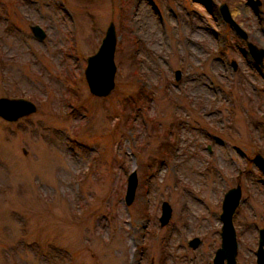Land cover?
<instances>
[{
  "label": "rangeland",
  "instance_id": "obj_1",
  "mask_svg": "<svg viewBox=\"0 0 264 264\" xmlns=\"http://www.w3.org/2000/svg\"><path fill=\"white\" fill-rule=\"evenodd\" d=\"M222 4L264 49V0H0V97L37 108L0 117V264H213L237 184L236 264H257L264 65ZM111 22L115 87L97 97L84 71Z\"/></svg>",
  "mask_w": 264,
  "mask_h": 264
},
{
  "label": "water",
  "instance_id": "obj_2",
  "mask_svg": "<svg viewBox=\"0 0 264 264\" xmlns=\"http://www.w3.org/2000/svg\"><path fill=\"white\" fill-rule=\"evenodd\" d=\"M223 19L234 31L243 39L246 46L254 59V61L263 67L264 49L256 46L248 40V35L244 29L233 19L226 4L220 7ZM30 30L35 38L42 40L45 38L44 30L38 26H30ZM117 43V33L114 23H109L106 28L104 37L97 51L87 58L85 67V80L90 93L97 97H106L115 87L116 65L114 61L115 48ZM234 70L237 67L235 61H232ZM181 76L180 70L175 71V78ZM37 110L34 102L25 98H8L0 97V117L8 122H15L20 118L35 113ZM25 152V150H24ZM254 161L258 164L259 169L264 175V157L257 153ZM138 184L137 173L135 170L127 177V185L124 195L125 205H130L136 193ZM241 198V189L237 184L235 187L228 189L223 196L221 204L220 220L221 226V243L220 247L215 251L213 264H236L237 255V239L236 230L233 224V214L239 205ZM172 215V208L167 201L161 203V215L159 217L160 226H164L169 222ZM200 242L198 238L189 241V245L196 247ZM256 263L264 264V228L259 230V241L256 250ZM101 264V263H98Z\"/></svg>",
  "mask_w": 264,
  "mask_h": 264
}]
</instances>
